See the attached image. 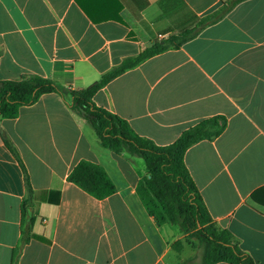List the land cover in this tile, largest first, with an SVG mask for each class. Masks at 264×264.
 <instances>
[{
  "label": "crops",
  "instance_id": "1",
  "mask_svg": "<svg viewBox=\"0 0 264 264\" xmlns=\"http://www.w3.org/2000/svg\"><path fill=\"white\" fill-rule=\"evenodd\" d=\"M228 1L0 0V81L36 75L62 93L0 121L33 191L24 216V173L0 137V264H12L18 248L16 264L191 262L187 236L177 225H158L136 194L147 176L143 160L103 148L66 103L69 91L194 29ZM93 102L157 146L202 120L224 118L222 134L191 146L184 164L214 224L264 264V0L237 2L178 48L111 80ZM82 160L103 168L114 194L97 200L67 181ZM176 241L184 243L179 252Z\"/></svg>",
  "mask_w": 264,
  "mask_h": 264
},
{
  "label": "trees",
  "instance_id": "2",
  "mask_svg": "<svg viewBox=\"0 0 264 264\" xmlns=\"http://www.w3.org/2000/svg\"><path fill=\"white\" fill-rule=\"evenodd\" d=\"M239 1L241 0H229L219 11L201 19L194 29L156 42L136 56L125 58L87 88L69 91L70 100L66 103L68 108L94 131L103 148L115 154L125 152L143 160L147 176L135 187L140 202L158 225H177L181 233L187 236L184 241L193 239L197 242L201 248V264H255L253 259L239 248L237 240L229 231L214 224L184 164V155L191 146L201 141H212L222 134L225 119L212 117L202 120L183 131L172 144L157 146L151 140L137 135L123 119L97 107L93 97L111 80L127 70L153 56L178 48L203 27L221 19ZM80 9L92 21L89 13L81 6ZM51 93L62 95L52 80L36 75H25L16 81H0V121L16 118L20 108L31 106L42 95ZM0 137L23 170L26 198L22 201V210L24 216H30L33 191L28 175L16 150L1 130ZM67 181L97 200H103L115 192V187L103 168L84 160L77 163ZM28 234L27 232L22 235L20 246L29 241ZM183 244V241H176L172 249L179 252ZM18 253L19 248L12 264H16Z\"/></svg>",
  "mask_w": 264,
  "mask_h": 264
},
{
  "label": "rangeland",
  "instance_id": "3",
  "mask_svg": "<svg viewBox=\"0 0 264 264\" xmlns=\"http://www.w3.org/2000/svg\"><path fill=\"white\" fill-rule=\"evenodd\" d=\"M185 246L188 251L192 253V259L189 264H200L201 248L197 245V242L193 239L185 241Z\"/></svg>",
  "mask_w": 264,
  "mask_h": 264
},
{
  "label": "built area",
  "instance_id": "4",
  "mask_svg": "<svg viewBox=\"0 0 264 264\" xmlns=\"http://www.w3.org/2000/svg\"><path fill=\"white\" fill-rule=\"evenodd\" d=\"M166 38V35H158V39L159 40H163V39H165Z\"/></svg>",
  "mask_w": 264,
  "mask_h": 264
}]
</instances>
